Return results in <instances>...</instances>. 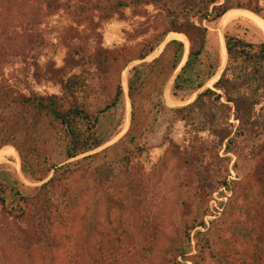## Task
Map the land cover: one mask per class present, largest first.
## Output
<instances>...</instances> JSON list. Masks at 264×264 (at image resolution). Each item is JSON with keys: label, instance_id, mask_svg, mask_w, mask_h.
<instances>
[{"label": "rangeland", "instance_id": "1", "mask_svg": "<svg viewBox=\"0 0 264 264\" xmlns=\"http://www.w3.org/2000/svg\"><path fill=\"white\" fill-rule=\"evenodd\" d=\"M246 1L259 13L232 10L252 12L264 20V0ZM177 2L0 0V150L11 148L17 153L2 160L0 168L18 175L26 185L42 181H33L21 170L15 145L25 138L22 122L32 115L15 98L61 95L60 82L79 74L83 82L76 93L78 101L99 112L113 98L116 78L104 74L96 63L98 43L128 48L127 58L166 31L173 19L170 9H176L181 23L188 20L208 28L207 48L217 67L202 88L174 95V76L190 48L185 34L170 37L177 32L169 33L146 59L131 61L121 73L122 105L101 118V129L109 139L68 160L94 155L91 165L75 169L66 181L70 198L63 220L44 223L57 246H31L20 239L18 222L0 215V264H264V191L250 182L254 151L264 140V82L252 80L239 88L256 101L253 125L245 129H240L233 104L214 87L227 66V55L224 63L220 56L225 35L260 44L264 34L242 19L228 25H222V18L200 19ZM96 5L108 7V14ZM82 8L89 20L74 16ZM173 38L185 43L184 60L161 92L152 91L139 104L141 124L136 131L140 129L142 135L133 141L130 70L157 57ZM228 75L233 77L230 71ZM208 87L221 94L220 100L205 96L186 108ZM216 129L229 137L222 140ZM45 150L53 161L67 162L54 140ZM59 190L52 195L55 207L63 199ZM199 221L205 224L196 225ZM193 223L195 228L188 229Z\"/></svg>", "mask_w": 264, "mask_h": 264}, {"label": "trees", "instance_id": "2", "mask_svg": "<svg viewBox=\"0 0 264 264\" xmlns=\"http://www.w3.org/2000/svg\"><path fill=\"white\" fill-rule=\"evenodd\" d=\"M147 3L149 0H139ZM177 4L186 7L200 19L218 21L223 15L234 8H247L259 13L257 8L251 7L246 0H177ZM124 5V4H123ZM122 5V6H123ZM212 9L209 10V7ZM96 8L107 12L108 7L96 5ZM115 8L110 6L109 9ZM95 10V9H93ZM173 19L169 21V27L160 35L150 39L136 52L125 58L128 48L123 46L106 48L96 42L94 59L106 75L112 74L116 78V86L111 101L97 113L91 112L78 101L77 90L82 85V76L73 74L60 82L62 94H22L16 97L14 102L22 106L32 115L28 121H23L26 128L25 138L15 145L20 158L22 172L33 181H42L39 185H26L18 175L0 168V215L13 222H18L23 241L33 244L44 243L47 246H57V241L51 233V228L45 226L47 222L63 220L69 208V187L66 181L75 169L81 170L83 166L91 165L88 155L74 162L68 161L81 154L94 150L104 144L109 136L101 128V118L109 111H116L122 105L124 87L121 82V73L127 65L136 59L144 60L163 43L169 33H183L190 41V48L184 64L180 67L185 56V43L177 38L166 42L161 53L151 61H143L130 70L128 77V92L132 105L130 138L134 141L142 131L137 128L141 122L138 119L139 104L142 103L152 91L161 92L170 77L177 73L172 85V93L178 95L182 92H195L202 88L205 81L216 75V64L208 51L209 30L203 25L192 21L181 23L176 9H170ZM88 11L82 8L74 15L82 20ZM108 14V12L106 13ZM227 51V66L220 78L214 83L215 89L224 92L227 100L234 106V114L242 127L252 126L253 111L256 101L247 95L240 93L242 84L257 80L264 82V72L261 66L264 64V43L255 44L246 39L232 35H225ZM78 52V51H77ZM81 53V52H80ZM79 52L76 54H80ZM74 59V58H72ZM214 59H218L217 57ZM251 68L248 73L241 74L244 69ZM231 72L233 77L228 75ZM111 75V76H112ZM216 95L220 100L221 94L212 88L205 89L196 100L186 108H191L203 97ZM102 114V115H101ZM242 131H244L242 129ZM216 134L225 140L229 134L216 129ZM59 146V152L63 157V163L53 161L46 155L45 146L49 141ZM231 138L228 139L230 142ZM1 148V147H0ZM256 164L251 173L250 182L264 191V140L260 142L255 151ZM63 196L60 206L54 205L52 195L56 190ZM67 197V198H66ZM111 202V197H108ZM55 207V208H54ZM54 208V209H53ZM199 221L196 225H204ZM195 223L188 229L195 228ZM189 235V232H188ZM212 254L213 251H211ZM184 253V251H182ZM218 260L222 259L218 257Z\"/></svg>", "mask_w": 264, "mask_h": 264}, {"label": "bare ground", "instance_id": "3", "mask_svg": "<svg viewBox=\"0 0 264 264\" xmlns=\"http://www.w3.org/2000/svg\"><path fill=\"white\" fill-rule=\"evenodd\" d=\"M239 19L248 21V22H250V24L252 23L253 25L257 26L264 34V20L260 16H258L257 14H254V13L248 12V11L229 10L222 17V25H228V24L232 23L233 21L239 20ZM177 35L181 36L178 33H171L170 37H177ZM226 55H227L226 46H225L224 41H222L221 42V49H220V56H221L222 63H224L226 61ZM16 154L17 153L15 152L14 149H11V148L1 149L0 150V162L2 160L6 161L8 159V157H13Z\"/></svg>", "mask_w": 264, "mask_h": 264}, {"label": "water", "instance_id": "4", "mask_svg": "<svg viewBox=\"0 0 264 264\" xmlns=\"http://www.w3.org/2000/svg\"><path fill=\"white\" fill-rule=\"evenodd\" d=\"M224 41H225V39H224ZM225 43V42H224ZM187 57V56H186ZM176 76H174V78H175Z\"/></svg>", "mask_w": 264, "mask_h": 264}]
</instances>
